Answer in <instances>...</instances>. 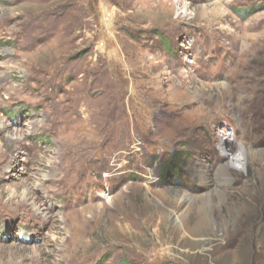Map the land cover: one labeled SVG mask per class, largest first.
<instances>
[{
	"label": "rangeland",
	"instance_id": "1",
	"mask_svg": "<svg viewBox=\"0 0 264 264\" xmlns=\"http://www.w3.org/2000/svg\"><path fill=\"white\" fill-rule=\"evenodd\" d=\"M263 149L264 0H0V264H264Z\"/></svg>",
	"mask_w": 264,
	"mask_h": 264
},
{
	"label": "bare ground",
	"instance_id": "2",
	"mask_svg": "<svg viewBox=\"0 0 264 264\" xmlns=\"http://www.w3.org/2000/svg\"><path fill=\"white\" fill-rule=\"evenodd\" d=\"M225 146H227V145H225ZM223 148H224V151H225L226 150V147H223ZM262 156H264V149L263 150H260V151L257 150V152H254L252 150H248V151H242L241 154H237L236 153V155L234 156V158L232 160H234V159H236V160H245L246 163H249V162H251V160H254L255 157L261 158ZM231 170H232V166H230L229 164H227L226 166L223 167V169L221 171H222V173L225 176H228V175H230Z\"/></svg>",
	"mask_w": 264,
	"mask_h": 264
}]
</instances>
